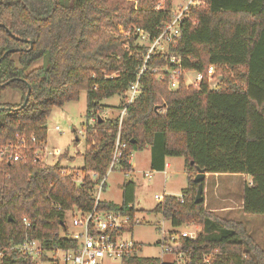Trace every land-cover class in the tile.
<instances>
[{
    "label": "trees",
    "instance_id": "obj_1",
    "mask_svg": "<svg viewBox=\"0 0 264 264\" xmlns=\"http://www.w3.org/2000/svg\"><path fill=\"white\" fill-rule=\"evenodd\" d=\"M201 1L184 16L176 43L149 55L139 75L138 96L126 106L119 125L118 118L98 121L99 103L122 96L119 106H125L147 52V45L137 44V31L147 34L149 42L156 38L172 20L171 0H137L136 5L0 0V97L6 88L20 95L17 104L0 102L10 108L0 111V146L13 142L17 133L25 136L27 146L23 160L0 163V264H35L17 249L29 239L49 251L72 246L64 236L65 214L74 207L92 209L93 188L107 172L117 134L125 143L123 171L131 169L134 150L148 149L151 169L163 171L166 158L182 157L192 172L179 197L165 195L150 212L159 213L172 228L187 224L200 232L190 239L170 230L158 245L163 241L184 253L189 264H264V249L240 222L213 213L204 202L194 203L193 183L196 168L247 175L242 212L264 215V0ZM170 55L179 57L186 70L205 72L212 66L216 86L210 87L205 76L198 87L185 86L180 78L177 88L170 89L165 73L157 77L174 68ZM27 85L29 97L21 107ZM81 91L87 116L96 118L84 131L83 167L71 171L45 164L34 152L45 143L46 118L53 107L77 101ZM134 189L132 181H124L121 204L100 201L97 208L132 216ZM41 257L46 260L44 253ZM122 264L175 263L133 256Z\"/></svg>",
    "mask_w": 264,
    "mask_h": 264
},
{
    "label": "rangeland",
    "instance_id": "obj_2",
    "mask_svg": "<svg viewBox=\"0 0 264 264\" xmlns=\"http://www.w3.org/2000/svg\"><path fill=\"white\" fill-rule=\"evenodd\" d=\"M118 1L121 4L134 2L137 0H111ZM173 8L176 0H171ZM122 32V31H121ZM138 45H148V40L142 35H137ZM39 65L34 63L32 67ZM194 73L187 72L185 75L186 81L193 79ZM20 100V95L17 90L6 88L2 91L0 102L4 104H17ZM122 96H112L100 101V109L98 115L101 118H118L120 114V102ZM95 117H88L86 113V95L81 91L77 101L65 103L61 107H53L46 118V140L41 145L40 149L35 153L41 156L42 161L48 165L58 163L61 167L71 170L79 171L83 167L82 153L85 149L84 133L87 126L92 127ZM58 127L59 132L54 128ZM78 139V141H75ZM46 157V158H44ZM132 170L123 171L121 166L115 164L104 177V185L101 189L99 198L100 201L110 202L116 205L121 204V186L124 181H132L135 185L134 198L132 207L135 210L140 222L131 228V235L134 241L139 243L141 257H158L163 261L174 260L169 253H162L160 246L157 244L164 236V232L170 230L175 232H189L194 226L183 225L178 228H172L170 222L164 219L159 213L150 212L158 203V198L155 194L164 193L166 196L179 197L182 191L187 188L188 172L184 166L182 157H168L166 162L170 165L164 168V173L155 171L150 167V158L147 149L134 150L131 154ZM150 174V178L145 177L144 174ZM213 173L207 174L203 180V202L206 209L213 213H218L217 207L224 200H221L224 195V189L229 187L232 191L234 205L232 217L234 221L240 222L246 232L250 235L253 241L263 246L264 243V215L244 214L240 206L237 208L236 201L238 194L233 193L228 177H216ZM236 180V179H235ZM242 182V181H241ZM235 188L239 192L240 179L236 181ZM238 187V189H237ZM93 192L96 189L93 188ZM96 194V193H95ZM238 197V198H237ZM71 213L65 214V225L69 226L71 221ZM69 230V229H68ZM62 254L58 253L55 259H61ZM45 261L40 257L32 258L35 264H52L49 263L51 253L44 254ZM102 264H120L118 261L104 260Z\"/></svg>",
    "mask_w": 264,
    "mask_h": 264
},
{
    "label": "built area",
    "instance_id": "obj_3",
    "mask_svg": "<svg viewBox=\"0 0 264 264\" xmlns=\"http://www.w3.org/2000/svg\"><path fill=\"white\" fill-rule=\"evenodd\" d=\"M202 4L203 2L201 0H176L175 7L173 8L172 20L162 28V31L156 38H154L151 42L148 41L147 52L144 57L143 65L137 75V80L130 85L126 92L124 100L125 106L121 108L118 117L119 125L125 115L126 106L132 103L138 96L139 75L145 70V62L149 58V55L154 51L159 52L166 50L169 45L176 43L180 37L179 27L184 16H187L189 8L199 7ZM137 32L139 35H142L143 38L148 40L147 34H145L142 30H138ZM169 61L171 64L175 65L174 68L170 70H163L157 77L161 79L163 76L162 74L165 73L168 77V87L170 89L177 88L180 78L184 81L185 86L198 87V84L205 76L208 78L210 87L216 86L217 80L211 78L213 75L212 66H209L205 72H195L183 69L181 66V59L175 55H170ZM187 72L194 73L193 79L189 82H187L185 78ZM94 120L95 119H91L92 122ZM54 130L59 132L58 127H55ZM29 140L33 141V138L30 137ZM124 148L125 143L119 140V135L117 134L106 174L113 169L115 164L121 165L120 160L122 150ZM26 150L27 146L25 136L17 133L14 135L13 142L0 146V163L4 161L23 160L25 158ZM90 176L93 180L97 177L95 173L90 174ZM144 176L150 178V174L148 173H145ZM104 177L94 185L96 192H93L92 194L94 205L90 211H80L75 207L69 211L72 214L71 221L69 226H66V233L64 236L72 241V246L54 248L49 251L43 249L39 241L29 239L18 245L17 249L24 255L31 258L40 257L46 252L51 253V257L48 261L53 264H102L104 260L118 261L122 264L127 258L140 256V245L134 241L130 233L131 228L140 222L137 215L134 213L131 216L128 213L118 210L97 208V204L100 202L99 195L104 185ZM75 182L76 184H79L80 179L77 178ZM155 196L158 198L157 200L159 202L163 200L165 194L159 193L155 194ZM23 222L26 226L29 225V222L25 218H23ZM199 232L200 228L194 226V228H192L189 232L179 233L182 237L194 239ZM166 233L167 232H164V235ZM170 238L172 241L176 239L175 236H171ZM159 246L162 253H169L172 255L174 259L172 262L175 264H189V259L184 253L174 252L168 244H165L163 241L159 244ZM58 253L62 254L61 259H55V256ZM208 261L209 258L206 257L205 262Z\"/></svg>",
    "mask_w": 264,
    "mask_h": 264
},
{
    "label": "crops",
    "instance_id": "obj_4",
    "mask_svg": "<svg viewBox=\"0 0 264 264\" xmlns=\"http://www.w3.org/2000/svg\"><path fill=\"white\" fill-rule=\"evenodd\" d=\"M77 141H78V139H77ZM148 156L150 158V152H149V150H148ZM130 159H131V156H130ZM130 159H129V164H130V168H131L130 170H132L133 165H132ZM169 165L170 164L168 162H166L165 163V168H167V166H169ZM160 172H163L164 173V170L163 171H160ZM207 174H209V173H205V177L207 176ZM213 174L217 175L216 177H228V180L230 181L231 184H233L232 186H234V187L237 184L236 181H238V179H240V183H239V186H238L239 187V192H237V190H235V188H232V186H231V190H233V193L235 192V194H238L239 203H238V199H237V201H236L235 204H237V208L239 206L241 208V204H242V199H241L242 188H243V185L245 183L250 184L249 177L247 175H244V174H223V173H220V174L213 173ZM238 187H237V189H238ZM223 192H224V195H222L221 200H224V201H223L222 205L220 204L217 207V210H218L217 211L218 212L217 215H219L221 217H224V218L233 219V217H232L233 215H232V211H231L232 209H234L233 206H232V205H234L232 191H230L229 190V187H227V189H224ZM261 247L264 249V243H263V246H261Z\"/></svg>",
    "mask_w": 264,
    "mask_h": 264
},
{
    "label": "water",
    "instance_id": "obj_5",
    "mask_svg": "<svg viewBox=\"0 0 264 264\" xmlns=\"http://www.w3.org/2000/svg\"><path fill=\"white\" fill-rule=\"evenodd\" d=\"M0 26H2V24H0ZM6 30H7V32H9L8 29H6ZM10 51H12V50L7 51L6 53H8ZM10 81H12V80H10ZM29 93H30V89H29V86L27 85V92H26L25 98H24V100H23V102L21 104V107H23L26 104L27 99L29 97ZM4 109L9 110L10 108L0 107V111H3ZM97 119H98V121H101L102 118H101L100 115H97ZM75 140L77 141V139H75ZM190 164L192 165L193 162L190 161ZM196 169H197V172H196V174H195V176L193 178V183H195L197 185L196 192H195V196H194V203L195 204H199V203H202L203 202V186H202V181L205 179V172L203 170L199 169V168H196Z\"/></svg>",
    "mask_w": 264,
    "mask_h": 264
}]
</instances>
